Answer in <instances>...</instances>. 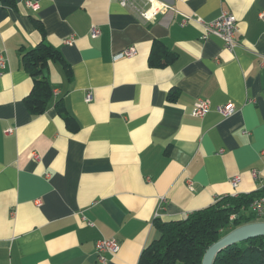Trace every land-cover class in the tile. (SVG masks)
Here are the masks:
<instances>
[{
	"label": "crops",
	"instance_id": "0c3cea01",
	"mask_svg": "<svg viewBox=\"0 0 264 264\" xmlns=\"http://www.w3.org/2000/svg\"><path fill=\"white\" fill-rule=\"evenodd\" d=\"M14 1L0 2L8 59L0 70V264H102L96 244L110 238L121 249L106 264H138L159 237L157 220L264 188V0H164L169 8L151 21L116 0ZM224 11L238 20L232 53L216 36L202 40L197 23L183 25ZM43 40L73 76L50 65L54 97L34 116L24 104L34 81L22 57ZM155 42L176 60L151 67ZM128 48L134 58L114 60ZM198 99L212 105L204 118L192 116ZM60 100L80 125L75 133L58 114ZM228 103L236 112L224 117L216 108Z\"/></svg>",
	"mask_w": 264,
	"mask_h": 264
},
{
	"label": "trees",
	"instance_id": "16d2710c",
	"mask_svg": "<svg viewBox=\"0 0 264 264\" xmlns=\"http://www.w3.org/2000/svg\"><path fill=\"white\" fill-rule=\"evenodd\" d=\"M1 2V0H0ZM14 5V0H6ZM38 30L45 36L40 21L33 20ZM177 56L165 45L155 42L149 64L153 68L165 67ZM24 68L33 78L31 93L24 104L32 115H42L54 97V90L46 72L52 63L61 66L69 80H72L71 66L62 53L44 40L22 57ZM177 90L169 95L171 102L177 99ZM58 114L70 132L80 129L75 117L67 110L63 100L56 103ZM264 197V188L248 195L228 196L188 217L169 222L157 220L159 237L142 252L138 264H202L207 250L232 230L254 222H261L252 210V204ZM214 264H264V237L240 242L220 253Z\"/></svg>",
	"mask_w": 264,
	"mask_h": 264
},
{
	"label": "built area",
	"instance_id": "2783aa9c",
	"mask_svg": "<svg viewBox=\"0 0 264 264\" xmlns=\"http://www.w3.org/2000/svg\"><path fill=\"white\" fill-rule=\"evenodd\" d=\"M124 8H132L137 11L141 20L151 21L157 14L169 8V4L164 0H145L150 3V6L147 9L137 6V2L141 0H116ZM144 1V0H142ZM26 6L34 10L38 9V5L32 1H26ZM190 22H195L203 28L202 40L208 39L210 36H216L224 42L225 49L229 52H234L237 47L240 46V43L237 39V34L239 32L238 20L231 13L224 11L219 18L211 22H207L204 19L191 16L186 18L183 21V25H186ZM93 37L97 38L100 36L101 32L99 28H92ZM74 38L67 40L68 45H72ZM137 55V50L135 48H128L122 51L119 54L114 56V60L120 59H131ZM8 59L3 50H0V70H5L7 68ZM57 94V93H55ZM86 100L89 102L92 100V93L87 94ZM212 109L211 102L205 99H198L192 111V116L196 118H204ZM216 111L224 117H230L236 112V107L232 103L218 106ZM13 129H8L6 133H12ZM252 175L257 179L258 173L256 171L252 172ZM48 176V175H47ZM241 181L240 177H236L231 181V184L236 188ZM239 194H234L237 196ZM252 210L257 214L258 219L261 222H264V197L257 199L252 204ZM120 245L116 239H103L97 242L96 252L98 254V259L100 263L106 264L108 261L107 256L114 257L120 252Z\"/></svg>",
	"mask_w": 264,
	"mask_h": 264
},
{
	"label": "water",
	"instance_id": "95a60500",
	"mask_svg": "<svg viewBox=\"0 0 264 264\" xmlns=\"http://www.w3.org/2000/svg\"><path fill=\"white\" fill-rule=\"evenodd\" d=\"M258 237H264V222H254L237 227L210 246L202 264H214L217 256L226 248Z\"/></svg>",
	"mask_w": 264,
	"mask_h": 264
}]
</instances>
